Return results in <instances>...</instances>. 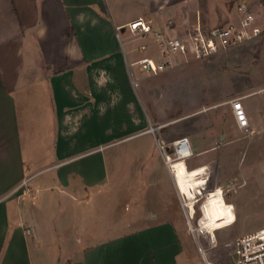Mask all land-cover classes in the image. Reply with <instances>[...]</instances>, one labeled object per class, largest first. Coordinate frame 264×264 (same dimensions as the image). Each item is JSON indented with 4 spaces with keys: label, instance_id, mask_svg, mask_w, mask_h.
I'll return each mask as SVG.
<instances>
[{
    "label": "rangeland",
    "instance_id": "rangeland-1",
    "mask_svg": "<svg viewBox=\"0 0 264 264\" xmlns=\"http://www.w3.org/2000/svg\"><path fill=\"white\" fill-rule=\"evenodd\" d=\"M238 1L163 0L165 6L162 11L144 12L136 0H108L106 18L111 22H127L138 15L155 19L154 30L152 28L147 34L132 33L129 25L126 26V31L121 33L129 59L140 60L150 52L142 51V44H149L152 46L150 50H156L154 46H157L158 42L156 32L163 33L160 44L164 49L165 42L161 43L162 40L185 38L198 22L206 27L220 25V10L223 9L230 18ZM248 1L258 13L264 27V0ZM0 9H3L5 15V21L0 25L3 24L5 30H11L14 19L7 0L0 4ZM86 10L90 9L86 7ZM169 23H173L174 27H169ZM103 36L106 37L105 44H99L95 49L101 56L100 60L88 63L99 65L101 69L100 75L91 77L93 83L97 80L103 86L98 97L95 94L94 100L95 106L99 105V124H96V117L93 129H87L89 125L86 118L79 124H76L75 120L70 121L67 133L58 138L59 143L66 144L68 153L98 143L105 146L92 161L87 162L95 164V180L98 178L100 184L87 193L86 186L83 188L80 183L88 181V172L85 171L83 176L79 171L73 170L74 167H70L68 179L71 186L68 189L59 193L55 188L33 197L34 213L37 222L42 225L41 249L38 251L34 249L31 253L34 263L76 262L83 247L90 242L127 233L129 229L126 225L130 218L145 212L142 209H145L144 202L147 197L160 191L159 194L164 197L169 196L165 188L171 184V177L166 166L168 163L165 164L163 157L170 155L173 160L177 159L174 153L168 152L167 146L173 142L170 137L173 139L180 135L181 137L188 135L193 151H201L188 158L177 159L169 165L178 187L185 196V204L192 205L189 208L194 218L192 225L197 227L203 218L204 229H214L235 222V212L240 213L235 225L217 230L216 234L221 242L263 227L264 92L243 100L247 115L252 114L257 119L263 132L241 131L230 102L241 93H237L238 89H247L264 80L258 77L255 79L254 72L262 37L259 41L242 43L202 59H194L191 51L177 54L168 52L164 56L160 54L158 58L154 57L156 63L161 61L172 63L158 73L143 69L139 61V64L130 65L133 80L135 82L140 80L134 94L149 105L148 99H145L146 85L150 102H155L150 105L149 110L151 112L158 110L150 117L152 122L149 129L162 128L163 125L179 120L162 129L166 139L170 140L169 143H162L158 129L152 131L156 132L155 137L149 133L116 141L117 137H123L126 133L139 128L141 124L137 123L141 121L142 114L133 101L131 111L124 109L122 116H116L115 110L119 108H114V105L120 107L123 102H118L113 88L125 87L126 77L122 72V64L118 63L119 49H116L108 34L104 33ZM254 43L258 45H253ZM130 49H133L132 53L129 52ZM67 64L75 71L78 67L80 71L82 66H85L84 71L87 72V62L85 65L71 61ZM85 72L76 74L78 85L89 84ZM72 74L69 72L65 77V84H76ZM263 74L258 70L259 76H264ZM209 85L216 91L208 92ZM123 94L124 98L128 99L129 91L123 90ZM208 94L211 96L209 99ZM220 97L224 99L212 103ZM217 105L220 106L212 108ZM206 110L208 112H202ZM162 114L165 116L158 120ZM161 144H164L166 149H163ZM207 145L216 146L204 148ZM78 166L82 167L81 164ZM180 167L184 170V179L178 174ZM217 173L219 176L215 183ZM40 177L52 182L53 179L56 180V173L51 170ZM214 186L216 189L208 193L210 191L208 188ZM86 195L89 196L85 197ZM45 197L53 199V203L48 207H44ZM72 197L79 199L73 200ZM81 197L84 199H80ZM185 237L186 249L182 255V264H202L193 236ZM77 238H80V244ZM203 240L204 237H199V241Z\"/></svg>",
    "mask_w": 264,
    "mask_h": 264
},
{
    "label": "crops",
    "instance_id": "crops-1",
    "mask_svg": "<svg viewBox=\"0 0 264 264\" xmlns=\"http://www.w3.org/2000/svg\"><path fill=\"white\" fill-rule=\"evenodd\" d=\"M7 1L14 24L11 30H5V26L0 25V264H35L31 253L34 249L35 251L41 249L42 225L37 222L34 213L33 197L55 188L59 193L68 189L71 186L68 179L70 167H74L73 170L79 171L83 176L85 171L88 172V181L80 183L81 187L86 186L87 193L100 184L98 178L95 180V164L87 162L92 161L105 146L98 143L68 153L66 144L59 143L58 138L67 133L70 121L75 120L76 124H79L86 118L89 125L87 129H93L96 117V124H99V105L96 107L94 100L95 94L98 97L103 86L97 80L93 83L91 77L100 75L101 69L99 65L88 63L100 60L101 56L95 49L99 44H105L104 33L110 36L116 49H119L118 63L123 66L122 72L125 74L127 84L125 87L113 88L118 102H123L120 107L114 105V108H119L115 110V114L118 117L122 116L124 109L131 111L133 101L142 114L141 121L137 123L141 124L139 128L126 133L123 137H117L116 141L149 133L154 137L157 135L156 132H152L153 130H149V126L152 122L150 117L158 110L153 112L149 110L150 105L155 102H150L146 85L145 99H148L149 105L134 94L140 80L136 82L133 80L130 65L137 64L139 60L129 59L121 34L126 31L129 23L139 18L150 21L154 30L155 19L138 15L127 22H111L106 18L108 0ZM4 2L5 0H1V3ZM136 2L144 12L162 11L165 6L163 0ZM86 7L90 10H86ZM3 13V9H0V24L5 21ZM169 27H174V24L169 23ZM156 36V41L159 42H156L157 46L154 45L156 50H150L152 46L149 44L141 45L142 51H150L144 57L152 59L155 63L154 57L165 55L160 44L163 33L156 32ZM261 40L262 44L258 46L259 59L254 66L255 79L256 77L264 79V76L258 75V70L263 74L264 68V34ZM144 45L146 47L143 49ZM69 61L78 65H85L87 62V72L84 71L85 66H82L80 71L79 67L76 71L69 68L67 64ZM70 69L74 71L73 74ZM69 72L74 77L78 72L87 73L89 84L78 85L77 76L74 79L75 85L65 84V77ZM123 90L129 91L128 99L124 98ZM209 91L216 90L209 85ZM237 91L238 94L241 93L236 99L241 98L243 103L245 98L264 92V80ZM210 97L208 94V99ZM223 99L224 97L216 98L212 103ZM164 116L165 114H162L158 120ZM248 118L250 132L256 130L263 132L261 124L252 114H249ZM262 122L264 124V121ZM172 123L157 128L162 143L170 142L162 129ZM179 137L181 135L173 139L170 137L171 142ZM212 146L207 145L204 148ZM163 158L166 164V158ZM166 166L171 177V184L165 188L169 196L164 197L159 194L160 191L147 197L144 202L145 209H142L146 213L130 218L126 225L129 229L127 233L90 242L83 247L76 262L67 264H182V255L186 249L185 236H192L190 225L194 218L192 212H189L192 205L185 204V196L177 185L174 173L169 164ZM51 170L55 171L56 180L48 182L40 177ZM178 174L181 179L185 178L182 167L178 169ZM217 174L215 183L219 176V173ZM45 198L44 207H48L53 203V199ZM79 240L80 238H77L80 244Z\"/></svg>",
    "mask_w": 264,
    "mask_h": 264
},
{
    "label": "built area",
    "instance_id": "built-area-1",
    "mask_svg": "<svg viewBox=\"0 0 264 264\" xmlns=\"http://www.w3.org/2000/svg\"><path fill=\"white\" fill-rule=\"evenodd\" d=\"M129 27L136 33L147 34L152 31L151 22L143 18L132 21ZM263 34L264 27L254 7L248 0H239L234 13L223 25L206 27L198 22L194 29L189 31L187 37L170 38L166 41L162 40L161 43L165 42L164 54L191 51L194 59H202L242 43L259 41ZM139 63L143 69L158 73L164 71L172 62L154 63L152 59L144 57ZM230 102L238 127L243 132H249L251 125L241 98ZM161 145L166 149L164 144ZM167 147L168 152L174 153L177 158L186 152L193 153L190 140L186 136L175 139ZM169 158L170 155H167V163ZM212 189L215 190L216 186ZM235 214V222L214 229L205 230L202 224L203 218L197 227L190 225V232L197 244L202 264H264V226L225 242H221L217 237L219 228L226 229L236 224L240 213L235 212ZM202 215L204 217V213ZM199 237H204L203 242L199 241Z\"/></svg>",
    "mask_w": 264,
    "mask_h": 264
},
{
    "label": "bare ground",
    "instance_id": "bare-ground-1",
    "mask_svg": "<svg viewBox=\"0 0 264 264\" xmlns=\"http://www.w3.org/2000/svg\"><path fill=\"white\" fill-rule=\"evenodd\" d=\"M154 62V61H153ZM155 63V62H154ZM155 129H157V128H154V127H151L149 130L150 131H152V130H155ZM194 153H188V152H186L183 156H181V157H179V158H177V159H184V158H188V157H190V156H192ZM177 159H175V160H177ZM175 160H173L171 157L169 158V161H168V163H169V165L173 162V161H175Z\"/></svg>",
    "mask_w": 264,
    "mask_h": 264
},
{
    "label": "water",
    "instance_id": "water-1",
    "mask_svg": "<svg viewBox=\"0 0 264 264\" xmlns=\"http://www.w3.org/2000/svg\"><path fill=\"white\" fill-rule=\"evenodd\" d=\"M220 25H223L225 22H227L229 20V15L223 10H220Z\"/></svg>",
    "mask_w": 264,
    "mask_h": 264
},
{
    "label": "flooded vegetation",
    "instance_id": "flooded-vegetation-1",
    "mask_svg": "<svg viewBox=\"0 0 264 264\" xmlns=\"http://www.w3.org/2000/svg\"><path fill=\"white\" fill-rule=\"evenodd\" d=\"M208 189H210V191H208V193H211V190H212V188H211V187H209Z\"/></svg>",
    "mask_w": 264,
    "mask_h": 264
}]
</instances>
